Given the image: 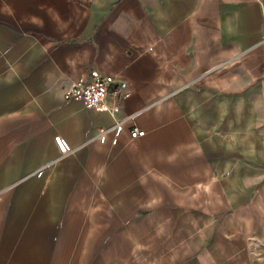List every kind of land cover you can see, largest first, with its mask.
Listing matches in <instances>:
<instances>
[{"label": "crops", "instance_id": "obj_1", "mask_svg": "<svg viewBox=\"0 0 264 264\" xmlns=\"http://www.w3.org/2000/svg\"><path fill=\"white\" fill-rule=\"evenodd\" d=\"M0 264H264V0H0Z\"/></svg>", "mask_w": 264, "mask_h": 264}, {"label": "built area", "instance_id": "obj_2", "mask_svg": "<svg viewBox=\"0 0 264 264\" xmlns=\"http://www.w3.org/2000/svg\"><path fill=\"white\" fill-rule=\"evenodd\" d=\"M126 84L116 81L111 76L91 74L89 78H79L63 93L65 101H79L88 110H97L102 107L107 97L120 100L123 97ZM143 131L133 129L130 133L132 139L142 137Z\"/></svg>", "mask_w": 264, "mask_h": 264}]
</instances>
